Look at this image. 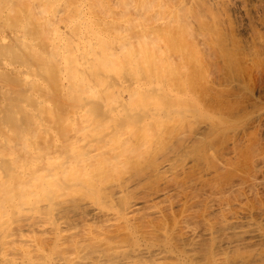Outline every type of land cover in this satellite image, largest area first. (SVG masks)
Wrapping results in <instances>:
<instances>
[{"label":"bare ground","instance_id":"6f19581e","mask_svg":"<svg viewBox=\"0 0 264 264\" xmlns=\"http://www.w3.org/2000/svg\"><path fill=\"white\" fill-rule=\"evenodd\" d=\"M259 5L0 0V264H264L260 165L201 101L261 70Z\"/></svg>","mask_w":264,"mask_h":264},{"label":"rangeland","instance_id":"374dc122","mask_svg":"<svg viewBox=\"0 0 264 264\" xmlns=\"http://www.w3.org/2000/svg\"><path fill=\"white\" fill-rule=\"evenodd\" d=\"M256 4L259 5L258 9L264 20V0H256ZM259 30L264 34V27ZM243 32L239 37L245 43L250 39V35L247 31ZM261 64L262 67L258 73L253 71L249 64L248 68L245 70L243 68L242 79L244 82L242 80L241 83L234 81L226 71L212 70L213 73H210L211 84L217 93L201 99L210 108L213 118L234 123V127L226 136L232 140L228 141L225 151L228 152L227 155L230 158H234V161L241 160L240 164H244L247 157H254L261 169V172L257 174L259 180L264 178V56H261ZM252 71L254 73L250 75ZM234 139L240 141L242 146L254 144V153L248 156L244 151L242 154L234 153L232 149ZM257 190L264 197V184L257 187ZM249 196L251 200L253 195Z\"/></svg>","mask_w":264,"mask_h":264}]
</instances>
